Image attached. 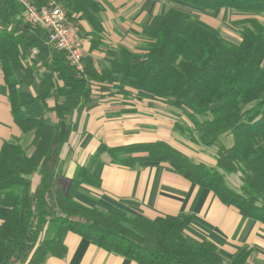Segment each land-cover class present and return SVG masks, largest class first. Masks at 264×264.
Here are the masks:
<instances>
[{"label": "trees", "instance_id": "1", "mask_svg": "<svg viewBox=\"0 0 264 264\" xmlns=\"http://www.w3.org/2000/svg\"><path fill=\"white\" fill-rule=\"evenodd\" d=\"M29 1L36 7L51 1L62 4L79 38L89 37L91 50L96 47L103 30L102 8L96 1ZM178 1L209 13L227 9L264 18V0ZM80 21L90 30L85 32ZM20 30L18 35L14 30L0 33V66L12 115L23 133L32 134V151L15 141L4 143L0 150V207L6 212L0 226V264H43L48 257L63 258L67 233L136 264H246L250 251L245 247L225 258L213 243L190 240L185 233L192 221L189 214L152 220L90 208L76 195L82 186L100 187L93 167L107 153L112 164L130 169L166 163L192 184L211 191L222 204L264 222V25L260 21L244 25L238 41L230 42L197 15L169 8L143 27L144 54L120 47L113 61L99 70L89 54H82L81 72L48 45L40 28L26 22ZM33 49L37 54L31 65H41L40 74L21 61ZM18 71L23 73L21 83L38 84L40 116L22 111ZM119 86L130 93L144 91L175 108L177 117L184 116L193 129L178 121L174 129L195 145L216 146V166L195 163L163 141L113 148L101 144L65 189L56 185L55 157L67 141L71 114L117 95ZM51 100L53 106L48 107ZM223 135L232 137L230 148L218 143ZM36 173L40 184L33 190ZM226 175L238 176L237 190L226 184Z\"/></svg>", "mask_w": 264, "mask_h": 264}, {"label": "crops", "instance_id": "2", "mask_svg": "<svg viewBox=\"0 0 264 264\" xmlns=\"http://www.w3.org/2000/svg\"><path fill=\"white\" fill-rule=\"evenodd\" d=\"M94 1L102 8L100 40L92 50L89 37L80 40L82 54L91 56L97 70L111 63L120 47L144 54L143 27L155 15L168 10V4L162 1L163 6L159 0ZM18 5L13 0H0V33L11 30L15 35L21 33L20 26L27 21ZM79 24L85 32L90 30L86 22L80 21ZM33 50L30 57H21L23 67H35L31 65V59L37 50ZM35 69L38 74L43 71L41 65H36ZM15 78L22 111L32 117L43 114L36 99L39 92L37 82L31 85L21 83V71L16 72ZM119 90L117 95L90 102L71 114L67 141L55 157L56 182L61 189H65L76 170L86 165L101 144L113 148L163 141L195 163L210 168L216 166V146L195 145L174 129L179 120L175 108L155 100L144 91L130 93L123 86H119ZM52 106L53 101H48V107ZM50 118L55 121L53 113ZM31 139L32 134L23 133L12 115L0 66V150L4 143L11 141L26 149ZM218 143L230 148L233 139L223 135ZM93 174L100 180V187H81L76 200L83 205L125 215H142L152 220L189 214L192 221L185 233L190 240L213 243L225 258L245 247L250 251L246 264H264V222L252 220L237 209L222 204L211 191L192 184L168 164L148 163L130 169L112 164L109 155L104 153L95 163ZM39 181L40 175L36 173L32 177L33 190ZM5 217V210L0 207V226ZM63 243L66 255L63 258L48 257L43 264H136L73 233H67Z\"/></svg>", "mask_w": 264, "mask_h": 264}, {"label": "built area", "instance_id": "3", "mask_svg": "<svg viewBox=\"0 0 264 264\" xmlns=\"http://www.w3.org/2000/svg\"><path fill=\"white\" fill-rule=\"evenodd\" d=\"M13 1L20 5L27 22L46 33L48 45L61 51L67 63L81 72L84 68L82 43L76 28L67 22L65 7L52 1L42 7L34 6L29 0Z\"/></svg>", "mask_w": 264, "mask_h": 264}, {"label": "rangeland", "instance_id": "4", "mask_svg": "<svg viewBox=\"0 0 264 264\" xmlns=\"http://www.w3.org/2000/svg\"><path fill=\"white\" fill-rule=\"evenodd\" d=\"M159 1H160V4H163V6H164V3L168 4L167 9L175 8V9L182 10L189 14L197 15L202 21L216 28L219 31V33L222 35V37L230 42L238 41L239 30L242 26L249 25L250 23L255 22V21H260L264 25V18L256 16V15L239 14V13L227 10V9H220V10L214 11L213 13H209V12L197 9L193 6H190L188 4H184L183 2L178 1V0H159ZM162 1H164V3ZM178 122L183 123L185 126H189L190 129H193L184 116L179 117ZM29 146L30 144H28L26 148L28 153L32 151V149ZM225 177H227V179L225 180L226 184L229 185L232 189L237 190L239 188L240 182H239L237 175H226ZM56 180H57V177H56ZM39 184H40V181L38 185L34 187V190L39 186ZM56 185H57V182H56Z\"/></svg>", "mask_w": 264, "mask_h": 264}]
</instances>
